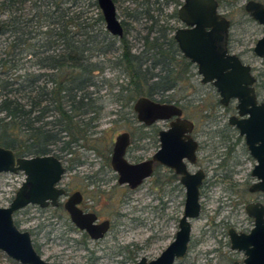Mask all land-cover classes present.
Returning a JSON list of instances; mask_svg holds the SVG:
<instances>
[{
	"label": "rangeland",
	"instance_id": "374dc122",
	"mask_svg": "<svg viewBox=\"0 0 264 264\" xmlns=\"http://www.w3.org/2000/svg\"><path fill=\"white\" fill-rule=\"evenodd\" d=\"M247 1L220 0L219 11L232 22L231 51L252 67L258 99L264 101V57H257L252 51L262 28L244 10ZM129 6H133L131 0L120 4L117 11L121 19L125 12L121 8ZM92 8L96 14V6ZM168 11H173V7ZM5 18L6 14L0 13V21ZM149 24L143 18L133 23L136 29L128 37L132 40V51L137 53L142 49L143 40L134 37L145 35L143 27ZM174 24L179 25L177 21ZM7 38L8 34L2 31L0 52ZM158 70L159 67L154 69ZM189 74V78L173 91L156 93L152 97L158 101L179 98L184 117L195 123L192 135L199 142L197 162L188 163V169L193 172L201 168L206 173L200 189L201 211L190 221L192 230L187 254L174 264H232L233 261L241 264L243 254L230 249L227 231L231 227L236 230L250 228L252 220L245 212V205L256 199L264 203V194H252L247 190L253 181L250 172L255 160L237 129L227 123L228 117L235 113V103L220 104L215 88L200 82L196 67L193 66ZM104 76L114 86L110 88L106 84L99 93L103 98L97 102L99 115L92 129L94 133L88 140L71 147V153H65L63 161L67 169L62 184L83 191L85 204L100 219L110 221L109 230L104 237L93 240L70 221L63 208L41 210L28 206L14 213L15 224L30 232L35 249L50 264H133L142 256L153 259L173 240L178 229L185 198L179 176L168 167L156 164L150 177L137 188L130 189L117 183V174L110 165L117 134L129 132L131 144L126 157L138 162L151 157L157 150L158 131L166 129L168 124L157 121L146 126L138 122L133 102L127 97L118 100L113 95L119 90V78H123V73L118 68L106 67ZM58 147L52 146L49 153H59ZM22 179L21 172L0 174V206L10 203ZM49 215L50 218H45ZM0 264L20 263L0 251Z\"/></svg>",
	"mask_w": 264,
	"mask_h": 264
},
{
	"label": "water",
	"instance_id": "95a60500",
	"mask_svg": "<svg viewBox=\"0 0 264 264\" xmlns=\"http://www.w3.org/2000/svg\"><path fill=\"white\" fill-rule=\"evenodd\" d=\"M95 1L105 29L112 35L122 36L123 28L114 2ZM244 10L252 20L263 26V35L253 46V53L263 58L264 3L248 0ZM178 18L184 27L175 31L174 39L184 57L196 66L201 83H209L215 88L223 106L235 103V113L228 117L227 123L237 129L255 160L250 172L255 180L249 191L264 193V101H259L256 96L251 66L219 44L227 37L230 22L219 11L217 0H184L178 9ZM133 111L137 121L146 126L168 121V127L158 131V149L151 157L138 162H131L126 157L131 144L129 132L122 131L116 135L110 165L117 174V183L134 189L153 174L154 164H160L179 176L185 190L183 211L173 240L157 257L147 259L142 256L133 264H174L186 255L191 238L190 221L197 218L201 211L199 190L205 172L202 169L190 172L187 166L197 160L198 141L192 135L194 122L182 117L180 106L148 96L136 98ZM18 172L24 174V181L10 203L0 206V251L20 264H50L34 248L29 231L21 230L15 224L14 213L29 204L56 206L59 197L65 193L59 183L66 168L54 154L17 156L12 149L0 146V174ZM80 201L81 194L77 191L64 203L71 222L93 240L104 237L110 226L109 220L97 222L93 212H84L77 206ZM245 212L252 218L253 226L248 232L229 228V247L242 252L243 264H264V204L249 202L245 205Z\"/></svg>",
	"mask_w": 264,
	"mask_h": 264
},
{
	"label": "trees",
	"instance_id": "16d2710c",
	"mask_svg": "<svg viewBox=\"0 0 264 264\" xmlns=\"http://www.w3.org/2000/svg\"><path fill=\"white\" fill-rule=\"evenodd\" d=\"M156 1L131 0V14L150 23L145 35L136 36L143 40L136 53L125 37L115 45L96 1L0 0V13L9 11L1 20L8 38L0 52V146L17 156L48 154L57 145V156L71 153L94 133L101 89L114 86L104 76L106 67L123 73L113 94L118 100L152 98L185 82L193 65L163 36L154 19ZM178 99L161 102L179 105Z\"/></svg>",
	"mask_w": 264,
	"mask_h": 264
},
{
	"label": "flooded vegetation",
	"instance_id": "af4514ba",
	"mask_svg": "<svg viewBox=\"0 0 264 264\" xmlns=\"http://www.w3.org/2000/svg\"><path fill=\"white\" fill-rule=\"evenodd\" d=\"M113 2H114V4H115V7H116V13H117V17H118V19L120 20V22H121V25H122V28H123V34H122V36H115V35H112V34H110L106 29V31L111 35V36H113V37H115L116 39H117V42H119V39L120 38H122V37H125V38H127L128 40H129V42H130V44H131V46H133V44H132V40H130L128 37H129V35H130V33L134 30V28H135V26H133V23L135 22V21H139V20H141L142 18L143 19H145V21H146V18L143 16V15H138V16H134V14H131V12L129 11V7H126V9L124 8H121V11L123 12L124 10H125V12H124V16H123V19H121L120 17H119V15H118V11H117V9L119 8V6H120V4H123L124 2H125V0H112ZM129 1V0H128ZM183 1L184 0H158V1H156V6H155V8H159L158 10H155V11H153L154 12V19H156L159 23H160V25H161V27L163 28V30H164V35L163 36H165L167 39H169V37L170 38H172L173 40H174V44H175V46H176V50H177V54H178V57H183V58H185L184 57V55L182 54V52L179 50V48H178V45H177V42H176V40L174 39V33H175V31L178 29V28H181V27H184V24L181 22V20L178 18V9H179V7L182 5V3H183ZM256 1H258V0H256ZM217 2H218V5H219V1L217 0ZM259 2H262V3H264V1H259ZM169 7H173V11H168V8ZM5 14H6V16L9 14V11H5ZM226 19H228L229 20V22H230V27L232 26V22H231V20L228 18V17H226L224 14H222ZM248 15V14H247ZM101 16H102V14H101ZM137 18V19H136ZM104 21V20H103ZM176 21L179 23V25H175L174 23H176ZM105 24V23H104ZM0 25H1V33H2V21H0ZM260 25V24H259ZM261 26V28H262V34H261V36L263 35V26L262 25H260ZM230 27H229V31H228V35H227V37H225V38H223L222 39V41H220L219 42V44L223 47V48H227L228 49V52H230V53H234V52H232L231 51V48H230V41H231V38H230ZM129 29V30H128ZM125 30H127V31H125ZM260 36V37H261ZM259 37V38H260ZM134 38H136V36L134 37ZM259 38H257V39H259ZM256 39V40H257ZM256 42V41H255ZM255 44V43H254ZM252 51H253V47H252ZM235 54H237V53H235ZM239 57H240V55L239 54H237ZM185 59H187V58H185ZM240 59H241V57H240ZM188 60V59H187ZM242 60V59H241ZM243 61V60H242ZM180 62V61H179ZM191 64L194 66V67H196L192 62H191ZM245 64H247V63H245ZM249 65V64H248ZM251 70H252V67H251ZM198 74V73H197ZM254 75V74H253ZM200 77V76H199ZM255 77V76H254ZM200 80V79H199ZM201 82V81H200ZM255 84H256V77H255V82H254V89H255V93H256V96H257V98H258V93H257V89H256V87H255ZM259 100V99H258ZM259 101H261V100H259ZM179 106V105H178ZM181 107V106H180ZM182 108V107H181ZM182 117H184V111H183V109H182ZM194 122V121H193ZM167 124H168V121H167ZM194 126H195V123H194ZM193 133V132H192ZM131 137V136H130ZM245 145V144H244ZM159 147V146H158ZM246 147V146H245ZM128 149V148H127ZM158 149V148H157ZM198 149H199V142H198ZM198 149H197V152H198ZM112 152V151H111ZM52 154V153H51ZM58 154V153H57ZM197 154V153H196ZM55 156H57L56 154H54ZM24 156V155H23ZM26 156H28V155H26ZM58 158H60L61 159V161H62V163L64 164V166H65V168H66V164L64 163V161H63V157H65V155H63V154H59L58 156H57ZM111 158V157H110ZM197 158H198V156H197ZM196 162H197V160H196ZM196 164V163H195ZM155 165L156 164H154V167H155ZM193 165V164H192ZM67 169V168H66ZM197 169H201V168H197ZM203 170V169H202ZM173 171V170H172ZM190 171V170H189ZM204 171V170H203ZM154 172V171H153ZM174 172V171H173ZM190 172H192V171H190ZM194 172V171H193ZM205 172V171H204ZM2 174V173H1ZM4 174H7V173H4ZM23 174V173H22ZM176 175V174H175ZM251 175V174H250ZM176 176H178V175H176ZM205 176H206V173H205ZM252 177V176H251ZM253 178V177H252ZM204 179H205V177L203 178V181H202V184H201V186H200V189H201V187H202V185H203V183H204ZM62 180H63V177H62V179H61V181H60V183H59V187H61V188H63L64 189V191H65V193H64V195H62L61 197H59V199H58V204L56 205V206H53V205H47V206H45V207H40V206H38V205H34V204H29V205H27V206H25V207H28V206H33V207H37V208H39V209H41V210H47V209H59V208H63V210L66 212V214L68 215V217H69V214H68V212L65 210V208H64V203L66 202V200L73 194V193H75V192H80V194H81V201L77 204V206L82 210V211H84V212H93L96 216H97V222H101V221H104V220H108V219H100L99 217H98V215L96 214V212L92 209V208H90L88 205H86L85 204V196H84V193H83V191H81V190H77V189H70L69 187H68V185H64V184H62ZM254 178H253V181L249 184V186L254 182ZM24 181V174H23V179H22V181H21V183ZM21 183H20V185H21ZM249 186L247 187V190H248V192L249 193H252V194H264V193H261V192H251V191H249ZM137 188V187H136ZM135 189V188H134ZM199 197H200V190H199ZM11 201V200H10ZM255 201H258L257 199L256 200H251V201H249V202H255ZM248 202V203H249ZM259 202H261V201H259ZM262 203V202H261ZM264 204V203H263ZM200 206H201V204H200ZM24 207V208H25ZM45 218H50V215L49 216H45ZM250 218V217H249ZM69 219H70V217H69ZM251 220H252V218H251ZM71 221V220H70ZM110 222V221H109ZM252 226H253V220H252ZM251 226V227H252ZM110 227V226H109ZM250 227V228H251ZM232 228V227H231ZM250 228H248V229H245V230H236V231H243V232H248L249 230H250ZM109 230V229H108ZM191 230H192V227H191ZM83 231V230H82ZM85 232V231H84ZM30 233V232H29ZM86 233V232H85ZM87 234V233H86ZM31 235V234H30ZM88 235V234H87ZM227 235H228V231H227ZM89 236V235H88ZM90 238V237H89ZM98 240V239H97ZM190 240H191V238H190ZM228 241H229V237H228ZM189 243H190V241H189ZM34 246V245H33ZM35 248V247H34ZM188 248H189V244H188ZM188 251V250H187ZM234 251H236V250H234ZM238 252V251H237ZM240 253V252H239ZM187 254V253H186ZM241 254H242V252H241ZM242 260H243V257H242V259H241V264H243L242 263ZM234 262H238V261H233V263ZM212 263V262H211ZM211 263H208V264H211ZM232 263V264H233ZM212 264H215V263H212ZM238 264H240L239 262H238Z\"/></svg>",
	"mask_w": 264,
	"mask_h": 264
}]
</instances>
